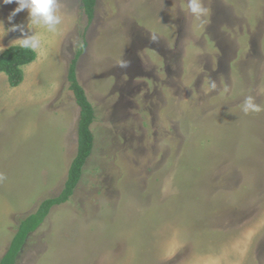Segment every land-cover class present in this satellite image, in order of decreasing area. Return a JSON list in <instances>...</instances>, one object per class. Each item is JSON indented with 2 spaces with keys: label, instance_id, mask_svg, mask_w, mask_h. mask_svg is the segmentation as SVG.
Here are the masks:
<instances>
[{
  "label": "rangeland",
  "instance_id": "rangeland-1",
  "mask_svg": "<svg viewBox=\"0 0 264 264\" xmlns=\"http://www.w3.org/2000/svg\"><path fill=\"white\" fill-rule=\"evenodd\" d=\"M59 0L12 87L0 72V260L23 219L64 188L78 150V79L94 146L70 199L16 264H264V0ZM16 4L0 5V20ZM0 35V54L20 38ZM215 84V87L212 85ZM261 111L245 114L247 96Z\"/></svg>",
  "mask_w": 264,
  "mask_h": 264
},
{
  "label": "trees",
  "instance_id": "trees-1",
  "mask_svg": "<svg viewBox=\"0 0 264 264\" xmlns=\"http://www.w3.org/2000/svg\"><path fill=\"white\" fill-rule=\"evenodd\" d=\"M82 2L88 21L92 22L96 0H82ZM86 47L87 42L84 38L68 70L69 88L73 91L76 102L80 107V119L78 125V150L70 165L64 188L58 196L43 200L35 213L21 221L17 233L14 235L6 253L0 260V264H16V260L29 234L43 223L54 205L63 204L70 199L82 177L84 165L92 153L94 134L91 125L95 119V109L77 75V63ZM36 58V50L33 51L23 49L18 45H11L0 54V72L6 73L10 86H18L24 79L22 67L31 63Z\"/></svg>",
  "mask_w": 264,
  "mask_h": 264
},
{
  "label": "clouds",
  "instance_id": "clouds-1",
  "mask_svg": "<svg viewBox=\"0 0 264 264\" xmlns=\"http://www.w3.org/2000/svg\"><path fill=\"white\" fill-rule=\"evenodd\" d=\"M16 4L17 6L7 16V21L11 27L5 29L4 21L0 20V35H6L8 32L19 31L20 38H17L13 44L23 49L36 50L40 41L38 36L31 31L25 30L23 23H13L15 17L27 11V21L29 25H36L46 28L48 32L55 33L57 26L61 23V16L58 14L59 0H0V5ZM187 10L196 18L202 17L206 12L202 5V0H187ZM3 49H0L2 51ZM215 87V84L212 85ZM242 111L245 114L261 111V106L255 102V97L249 95L245 98Z\"/></svg>",
  "mask_w": 264,
  "mask_h": 264
}]
</instances>
